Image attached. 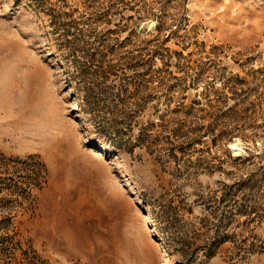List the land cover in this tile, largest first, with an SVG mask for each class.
<instances>
[{"label": "rangeland", "instance_id": "374dc122", "mask_svg": "<svg viewBox=\"0 0 264 264\" xmlns=\"http://www.w3.org/2000/svg\"><path fill=\"white\" fill-rule=\"evenodd\" d=\"M0 264H264V0H0Z\"/></svg>", "mask_w": 264, "mask_h": 264}, {"label": "bare ground", "instance_id": "6f19581e", "mask_svg": "<svg viewBox=\"0 0 264 264\" xmlns=\"http://www.w3.org/2000/svg\"><path fill=\"white\" fill-rule=\"evenodd\" d=\"M238 146H239V143L236 142V143L231 145V148L235 150Z\"/></svg>", "mask_w": 264, "mask_h": 264}]
</instances>
